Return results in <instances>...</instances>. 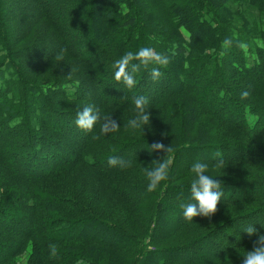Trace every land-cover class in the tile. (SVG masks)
Here are the masks:
<instances>
[{"label":"trees","instance_id":"obj_1","mask_svg":"<svg viewBox=\"0 0 264 264\" xmlns=\"http://www.w3.org/2000/svg\"><path fill=\"white\" fill-rule=\"evenodd\" d=\"M21 2L25 7L20 4L21 12L13 15L11 0H0V264H18L29 246L33 248L29 261L20 264H221L236 247L264 234V207L251 211L238 204L264 198V0H240L232 27L224 24L226 18L220 14L223 0ZM85 27L91 34L83 51L72 37L76 32L83 36L80 32ZM208 27L215 29L206 36ZM38 35L45 51L38 55L26 48L22 56L28 60H10L12 43L37 40ZM226 39L231 40L227 48L223 46ZM141 47L169 55L170 62L166 67H142L135 73L136 86L126 90L115 80L113 64ZM62 49L67 56L56 61L58 72L43 80L44 105L34 108L27 103L23 85L31 89L42 83L34 73L55 68L52 59ZM152 67H159L162 75L158 79L152 78ZM99 68L105 71L104 79L98 76ZM245 92L248 95L242 98ZM141 95L149 100L150 124L144 133L127 127L136 115L133 98ZM81 100L75 109L62 108ZM91 104L101 116L117 121L120 128L115 132L126 131L139 139H130L120 145L121 150L101 160L100 148H96L102 137L100 122L86 137L74 122L77 112ZM228 127L240 134L231 133L228 138ZM63 132L78 142L72 152L60 142L58 136ZM15 133H21V144L6 149ZM113 133L106 135L111 140L109 151L118 138ZM158 141L172 145L173 152L169 154V179L155 191L130 183L129 179L143 180L141 174L127 178L121 185L126 184L124 189L107 181L121 169L108 165L111 156L147 162L149 169L154 168L153 161L166 155L149 151L148 145ZM93 147L96 151L90 153ZM218 151L223 154L224 169L210 168ZM196 162L207 163V174L215 179L232 168L242 173L227 178L230 181L220 180L224 195L218 208H236L227 219L210 226L203 222L208 218L195 217L197 227L204 230L186 243L167 248L163 242L168 236L179 230L187 233L190 228L187 223L191 221L183 217L180 204L190 202L191 183L174 186L173 182L194 174L191 168ZM252 167L254 172H248ZM242 171L249 177L246 181ZM254 179L263 186L260 194L252 189L250 180ZM94 182H99L97 187ZM109 188L127 202L150 198L146 235L139 236L113 221L130 205L110 198L104 201ZM136 209L131 216L137 214ZM170 211L175 213V223L160 229L163 213ZM24 223L27 227L21 226ZM91 225L95 228L89 233L81 230ZM250 225L258 230L256 235L244 231ZM50 244L56 245L55 258L50 256Z\"/></svg>","mask_w":264,"mask_h":264},{"label":"rangeland","instance_id":"obj_2","mask_svg":"<svg viewBox=\"0 0 264 264\" xmlns=\"http://www.w3.org/2000/svg\"><path fill=\"white\" fill-rule=\"evenodd\" d=\"M228 2H230V3L228 4ZM11 3L13 4V6H10L11 7L10 8L11 10H9V11L12 12L13 15L19 14L21 12L20 7H19V5L22 4L21 0H11ZM240 4H241L240 3V0H223V2L220 4V6H219V8H220V14H221L222 17H225L226 18L224 20V24H226L227 27H232V16H234L233 12L236 9L239 8ZM23 6L25 7V5H23ZM219 8H217V9H219ZM97 19H99V18H97ZM173 19H174V17H173ZM242 27H244V26H241L239 28H242ZM214 29H215V27L213 29H210L209 27L206 28L205 29L206 36H208ZM80 33H82L83 36H80V34H78L76 32V33H73L74 34V37H72V38H73V41L76 44V46L79 48V50H83L84 51L85 47H88L89 44H90L89 35L91 33L89 32V30L86 27L83 28V30ZM38 36H37V40H35L34 38H28L26 40V42H22L21 44L20 43H18V44L12 43L13 53L10 55L11 56L10 57L11 58L10 60L11 61L13 60V62H15V63L16 62L19 63V62H23V61L28 60L26 58L24 59V57L22 56L24 54V49H26V48H31V49H29L28 52L31 53L32 51H35V52L38 53V55L41 53V51H45V46L43 45L42 42H40L42 40L41 39V36H39V40H38ZM185 36L187 37V32H185ZM183 37H184V35H183ZM67 41H68V39H67ZM181 41L184 42L185 41V38H183V40H181ZM78 48H76V49H78ZM16 49H18L19 52H15ZM15 53H17V54H15ZM66 56L67 55L64 54V57H66ZM8 59H9V57H8ZM56 61L57 60L54 57V59H52V63H53V65H54L55 68H52V69L46 68L43 71L41 70V71H39L37 73H34V75H38V77L40 79H42V81L46 78V76L54 75L55 73L58 72V70L56 69V66H57L56 65ZM76 61L78 62V60H76ZM70 65L71 64H67L65 66V68H69ZM61 66H62V64H60L59 67H61ZM99 69H100V71L98 72L99 73L98 76L102 77L101 79H104L105 76L103 75L104 74L103 72H105V71H103L104 69H102V68H99ZM16 70L18 71L17 66H16ZM48 71H50V72H48ZM31 75H32V73H31ZM107 81H108V79H107ZM108 82H110V81H108ZM25 83H26V80H25ZM44 83H45V81H43L40 84H35V85H33V87H31V89H30V87L27 88V85H23L24 86V89H25V92L24 93H25V97H26L27 103L28 102L32 103V106L34 108L40 109L44 105L45 95H46L44 93L45 90L43 88ZM217 86H220V85H217ZM33 89H36L35 92H40L41 93V97H37L36 94L33 93ZM125 89L128 90L127 87H125ZM232 91L235 94H237V90L232 89ZM83 101L84 100H81V101H71V102H68L66 104V106H63L62 108H65V107H67V108H70V107H72V108L78 107L77 105L79 103H82ZM92 104H94V103H92ZM115 107H112V109L115 108ZM26 108H28V110H31V108L29 106H27ZM31 115H32V113H31ZM61 125L63 126V124H61ZM226 131H228V133H227V137L228 138L231 135V133L232 134L234 133V134H237V135L240 134V130H236V129H232V128L230 129V127H228L226 129ZM111 133H113V132H111ZM80 134L83 137L84 136L85 137L88 136L87 132H85V131H82ZM19 135H21V133H15V136L12 138L11 142H9V145H8V147L6 149H8V148L11 149V147L12 148L13 147L15 148L16 146H18L19 144H21V140H22L21 138L22 137L19 136ZM106 135H107V137L109 136L108 134H106ZM106 135L105 134H102L101 135L102 136L101 139L96 144V148L97 149L100 148V150L99 149L98 150L100 151V154L99 155H101L100 156L101 160L102 159L106 160L105 157L108 156V155L114 154L116 152V149H117V151H118V149L121 150V148H120L121 146L120 145H125L124 143H127V142H130L131 141L130 139H133V140L135 138L136 139H139L136 136L127 135L126 131L115 132L114 135L115 136L117 135L118 138L116 139V142L115 143L112 142V145H110L111 150L109 151L108 150V148H109L108 145H109V143H111V140L109 138H106ZM58 137H60V142L66 148L70 149L71 152H72L71 149H73L74 147H76L77 144H78V142L76 140H74L73 138L71 139L65 132L61 133L60 136H58ZM233 138H234V135H233V137L231 139H233ZM99 144H101L100 147H98ZM96 148L94 150V147H93L91 149L90 153L95 152L96 151ZM105 148H106L107 152L105 150H103ZM111 151H113V152H111ZM20 155H23V152L22 151L20 152ZM17 161L20 162L21 161L20 158L16 159V162ZM137 163L138 162L132 163L131 167H129V168L118 169V172L116 173V176L110 177L107 181L108 182L109 181L113 182V186L114 187H117L119 185L118 188H121V189L123 188L124 189V187H125L126 184L123 187L121 185H122V183H124V181L127 178H131V177L134 178L135 176H133V175H137V174L139 175V174H141L143 176V180H138V179L134 178L135 181H131L130 179H129V181H130L131 184L132 183L140 184L139 186H137L139 188H143L144 186L146 187V185H148V180L145 177L146 175H145L144 169L145 168H148L149 169L148 164H147V162L145 164L144 163L143 164L142 163L141 164H139V163L137 164ZM180 166H181V164L178 166V168H180ZM210 168H213V167L210 166ZM210 168H209V170H210ZM247 170H248V168L246 169V172H247ZM123 171H125V172L122 173ZM227 171H228L227 173L226 172L219 173V176L217 174L215 177H217L219 180H228V181H230V179H227V178H232V176H241L242 175V173L236 172L235 170H233V168H232V170H227ZM249 171H252L251 173H253L254 172L253 167H252V170H250V168H249L248 172ZM242 172H243V177H242L243 178V181H246L249 177L248 176L245 177V175H246V173H244L245 171H242ZM248 172H247V174H248ZM193 178H194V174L189 175V177H187V178L184 177V179L178 178V179L175 180V182H173V185L174 186L175 185H177V186H179V185H188L189 183H191V181H192ZM250 182L254 184V185L251 184L253 191H255L256 193L260 194L261 193L260 191H261V189L263 187V186H260L261 182H258L257 183V179H254L253 181L250 180ZM98 183L97 182H94V185H96V187H97ZM110 184H112V183H110ZM108 191H109L110 194L108 196H105L103 198L104 201L108 202V198H110L113 201H115V200L118 201L119 200V201H122V203L126 202V203H128L130 205L128 208H126L127 209V210H125L126 213L124 212V214H122V211H119L118 212V216H116L114 218L115 220H113V221H115L116 223H121V225L127 227L131 232H136V234H138L139 236L146 235V231L148 230V228H150V221L148 222V220L150 218V214L148 213V211H151L152 212V208H151L152 205L150 204V198L148 197L147 199L146 198H143V199H140V200H136L133 203L132 201L131 202H127L126 200H124V199H122L120 197H117L115 195L114 191L111 190V188H109ZM135 192H136V188L133 189L132 192H130V193L131 194L132 193L134 194ZM111 195H113L114 198H112ZM182 195H183V198L184 199H186V200L188 199V198L185 197V193L184 194L182 193ZM120 204H121V202H120ZM238 204H240V205H243L244 204L245 209H250L251 211L252 210H258V209H261L262 210L263 209L262 207H264V198L260 199V202H254V204L251 203V202H248V203H238ZM132 206H133V208H132ZM137 207L144 208V211L141 212L142 214L137 212V209H136ZM235 208H236V206H233L232 207L230 205L224 206V207H219L218 208V211L211 218V220L207 219V220L203 221V222H206L207 221L205 223V226H210V224H216V223H218L219 220H222L223 221V220L227 219L229 213L232 212V211L234 212V209ZM135 209H136L137 214L131 216L133 214V212H134ZM62 217H65V216H62ZM70 218H71V216H70ZM213 220H214V222H213ZM175 221H176V218H175V213L173 211L164 212L163 215H162V222L160 223V226L159 227H160V229H162V227L163 228L164 227H171L173 225V223H175ZM195 221L196 220L187 223L188 227L190 226V228L188 229L187 233L186 232H182V231L179 230V231H177V233H175L174 235H172V237L171 236H168L166 238V240L163 242V244L166 245L167 248H171L173 246L177 247V246H179L178 243H180V244L186 243L185 241H190L195 236H197L198 234H200L202 232L201 230H204V229L201 228L200 226L197 227L196 224L199 222V220L196 223H195ZM133 222H136L137 225L133 224ZM24 224H25L24 226L23 225H21V226L22 227H27V224L26 223H24ZM94 228L95 227H93V225H91L90 228L89 227H82L81 230L89 233L91 231L90 229L93 230ZM100 232H103V231H100ZM256 239L257 238H254L253 240L249 241L248 243H245L244 245H242V246H240L238 248L236 247L235 250L233 251V253L228 254L230 256H225V257H223L221 259L222 260L221 261V264H242L243 255L246 253V251H249V250L252 249V247H253V241L256 240ZM31 247L32 246L27 247L25 253H23L19 257L18 264L25 263V262L29 261V259H28L29 256H30L29 254L32 253V249H33ZM12 264H15V263H12ZM218 264H219V262H218Z\"/></svg>","mask_w":264,"mask_h":264},{"label":"clouds","instance_id":"obj_3","mask_svg":"<svg viewBox=\"0 0 264 264\" xmlns=\"http://www.w3.org/2000/svg\"><path fill=\"white\" fill-rule=\"evenodd\" d=\"M230 45L231 40L229 39L223 42L225 48ZM66 51V49H62L61 53L55 59L62 61ZM169 62V55L158 53L149 47H141L136 52L128 51L113 64L115 80L122 82L128 89H132L136 86L135 73L139 72L142 67L145 70L150 65L166 67ZM159 67L151 68V76L154 80L162 75ZM72 71L73 69H71ZM247 95V92L242 93V98H246ZM133 102L136 108V115L128 121L127 127L132 130L142 129L144 133L145 126L150 124V114L147 110L149 100L146 96L141 95L134 97ZM74 122L78 128L85 132H91L95 125L100 122V131L105 135L118 131L120 128L112 116H101L100 110L94 105H87L78 111ZM148 149L150 152L163 151L166 153L161 160L153 161L156 164L154 168L144 169L148 180L147 191L153 192L160 186L161 182L169 179L170 165L172 162L169 154L173 152V148L172 145L165 146L162 142L158 141L148 145ZM215 158V163L212 167L214 169H224L225 160L223 154L218 151L215 153ZM107 163L110 167L118 166L121 169L129 168L132 165L130 160H124L117 156L109 157ZM208 171L209 165L207 163L196 162L192 165L191 172L194 173V178L190 185V202L180 204L183 217L188 221H193L197 216L211 220L218 211V204L224 195L223 184L220 180L208 175ZM244 231L249 236L256 235L258 232L253 225L248 226ZM49 248L51 250L50 256L52 258L57 257L56 245L50 244ZM78 264H83V262L78 261ZM242 264H264V234H259L258 238L253 241L252 249L246 251L243 255Z\"/></svg>","mask_w":264,"mask_h":264}]
</instances>
